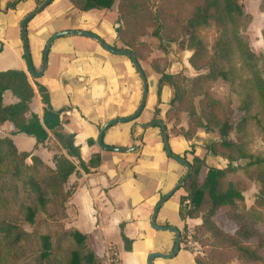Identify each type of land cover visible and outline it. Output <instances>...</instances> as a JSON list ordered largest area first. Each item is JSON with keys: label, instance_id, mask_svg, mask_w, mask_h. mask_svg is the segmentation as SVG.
Wrapping results in <instances>:
<instances>
[{"label": "trees", "instance_id": "1", "mask_svg": "<svg viewBox=\"0 0 264 264\" xmlns=\"http://www.w3.org/2000/svg\"><path fill=\"white\" fill-rule=\"evenodd\" d=\"M22 1L15 0L9 8H15ZM68 1L75 10L85 13L92 10L111 11L116 7L117 42L123 47L115 46L113 49L132 52L140 64L151 54L148 44L141 40L149 29L164 51L165 44L186 40L193 52L189 60L191 67L205 73L185 86L179 74H168L157 68V74L161 76L157 91L159 104L163 88L170 87L173 98L165 118L168 123H175L178 135L192 141L202 130L206 135L213 134L221 140L210 143L206 139L204 148L207 154L203 159L195 155V147L192 148V173L183 185L185 195L180 198L179 215L182 221L201 217L202 222L196 230L197 239L203 247L219 246L226 250L210 249L205 257H195V263L230 264L232 257L248 264H264V241H260L256 248L248 244L256 236L264 238L251 219L248 218L235 234L225 232L215 222L220 210L239 208V204L250 217L240 184L228 180L229 174L238 171V167L233 166L235 163L240 164L248 179L260 185L256 205L264 209V157L253 155L248 149L251 122H256L264 135V56L254 53L248 41L240 35L252 21L241 0H187L185 12L179 9L176 0L158 3L154 0ZM35 2L39 6L45 0ZM211 28L215 29L217 38L213 47L209 48L200 33ZM158 63L155 61L154 67H158ZM219 80L230 84L240 98L236 124L229 103L217 99L211 91ZM35 86L44 105L42 119L36 114L27 118L35 89L26 73L18 70L0 72V125L11 122L19 133L33 137L37 146L45 144L49 139L48 131H51L67 156L56 155L55 169H52L33 154L19 152L11 140L0 139V264L22 263L26 246L33 242V235L22 225L34 227L39 217H50L54 221L67 219L66 204L73 194V189H66L68 179L77 173L78 167L89 172L80 148L76 146L75 136L64 132L61 113L53 108L50 92L37 81ZM5 92H11L18 102L5 106ZM197 98L198 103L195 102ZM158 113L160 110L157 107ZM183 115L188 117L186 129L181 125ZM153 126L162 129L157 122ZM233 131L237 134L236 140L230 137ZM208 155L222 158L229 164L226 168L208 166ZM181 158L187 160L186 155ZM71 159L76 160L78 165ZM204 168H207L205 176ZM186 201L190 202L189 205H185ZM55 217H58L57 220ZM123 228L121 226L125 250L131 252L133 241L126 237ZM208 234L210 237L206 238ZM55 236L58 237L56 234L42 236L36 264H98L94 250L87 249L89 238L86 235L74 228H63L57 241H54ZM68 241H71L72 247Z\"/></svg>", "mask_w": 264, "mask_h": 264}, {"label": "crops", "instance_id": "2", "mask_svg": "<svg viewBox=\"0 0 264 264\" xmlns=\"http://www.w3.org/2000/svg\"><path fill=\"white\" fill-rule=\"evenodd\" d=\"M14 1L0 0V72L18 70L26 73L35 89L28 119L32 114L42 119L44 114L35 81L47 88L53 108L61 113L64 132L75 136L76 146L89 170L85 172L78 167L77 173L71 175L66 184L67 190L73 189L66 204L67 226L89 238L101 262L110 246L117 250L121 264H148L152 253H173L175 235L153 229L151 217L162 197L184 177L186 168L167 154L162 129L154 124L146 130L137 126L164 121L173 156L186 155L193 159L194 154L190 152L195 147V139L187 141L183 136L173 134L171 123L162 116L156 118V108L162 110L170 103L173 90L168 86L163 88V104L160 105L157 91L161 76L157 75L154 92H151L149 82V95L141 117L133 122L116 124L106 131L103 140L106 147L131 149L137 146L136 151L122 154L101 149L97 145L101 129L114 119L133 116L140 107L143 83L134 65L128 57L110 53L91 38L62 37L51 47L43 77H33L25 59L20 25L38 5L35 0H23L15 8H9ZM116 15V7L111 11L85 13L75 10L68 0H55L27 26L28 45L36 72L40 73L44 68L47 42L60 32H91L112 48H121L122 43L117 42ZM17 102L11 92L3 95L5 106ZM166 112L162 110L161 114ZM186 119L187 123L182 125L185 129L188 126ZM186 119L183 117V122ZM48 133L45 144L37 146L33 137L19 133L11 122L0 125V139L11 140L19 152L31 153L55 169L54 157L67 156V152L53 132ZM71 160L78 165L76 160ZM208 160L219 167L221 163L225 164L212 155H208ZM187 161L191 163L192 160ZM183 195L185 192L181 189L162 206L156 222L159 227L181 229L192 220L180 219ZM170 217L179 219L174 221ZM121 226H124L126 237L133 241L131 252L125 250ZM186 258L189 259L187 263L183 261ZM153 264H196L195 253L182 243L177 257L157 258Z\"/></svg>", "mask_w": 264, "mask_h": 264}, {"label": "rangeland", "instance_id": "3", "mask_svg": "<svg viewBox=\"0 0 264 264\" xmlns=\"http://www.w3.org/2000/svg\"><path fill=\"white\" fill-rule=\"evenodd\" d=\"M156 3L163 2V0H154ZM187 0H176V4H178L179 9H182V12H185V8L187 7L186 4ZM184 2V3H183ZM183 3V5H182ZM241 4L246 13L252 16L251 23L241 31V36L244 37L251 48V50L256 53L257 55L264 56V0H241ZM182 5V6H181ZM117 20H118V13H117ZM116 20V23H117ZM115 23V24H116ZM118 25V24H117ZM201 37L206 41L209 48H212L215 40L217 38V33L214 28L207 29L201 31ZM143 42L147 43L151 49V54L143 61H141V65L143 69L149 77L151 92H154L156 88V80L155 78L160 76L157 74V68L161 69L162 71H166L168 74H179L181 78L184 79L183 84L185 86H189L190 81H192L195 77L205 72H197L195 71L190 63L189 60L193 54V52L188 48V44L185 39H181L180 41L172 44H165V51L160 49V41L156 39L153 34L152 30L149 29L146 33V36L141 39ZM123 47V46H122ZM124 57V56H123ZM155 61H158V67L155 66ZM238 63V61H236ZM262 66V64H260ZM159 69V71H161ZM243 72H241L242 74ZM246 77V74H244ZM264 78V75H263ZM169 89H171L169 87ZM172 91V90H171ZM212 93L216 96L217 99L222 101H227L232 109L233 113V121L234 124L238 122V115H239V105H240V98L239 96L232 91L230 84L225 83L221 80L217 81L213 88ZM173 92V91H172ZM199 99L195 101L198 103ZM169 102V101H168ZM161 104H163L161 102ZM160 104V105H161ZM165 104V103H164ZM166 107H163L162 110H168L170 103L166 104ZM160 113L156 114V118H165V114L162 115ZM162 116V117H161ZM183 117L186 119L187 116H182V124L184 125L187 123V119L183 122ZM168 123V122H167ZM188 125V124H187ZM264 125V120H263ZM188 128V126H187ZM171 130L173 134H178L179 130L175 127V123L171 122ZM208 138V135L205 134L202 130L199 131L198 136L195 138V155L199 156L200 158H205L207 151L203 145H206V139L202 140L199 136ZM231 139L236 140L237 134L235 131L231 134ZM248 137H249V152L255 156H262L264 157V135L261 132V129L257 126L256 122H251L249 129H248ZM216 138H218L216 136ZM204 139V138H203ZM217 142H220V138ZM202 142V143H201ZM194 147V146H193ZM198 150V151H197ZM199 152V155L197 154ZM191 154V153H190ZM187 160H192L190 157L186 156ZM225 162V164H220L219 168H226L228 166V162L222 158H219ZM207 165L212 166L213 164L208 158ZM29 163V160H28ZM239 163L233 164L234 168L238 167V171L236 173L229 174L228 180L233 181L235 183H239V189L242 191L244 198H245V206L247 211H249L250 217L246 216V211L243 208L242 204H239V208H224L220 210V212L215 217V222L222 230L227 233L235 234L240 226L246 221L251 219L255 223V227L258 232L264 237V209L258 207L256 205V200L260 196V185L256 183L254 180L248 179V177L244 174L243 169L239 166ZM217 166V165H215ZM203 176L207 173V168L203 170ZM262 214V216H260ZM175 216V214H174ZM58 217H55L57 220ZM50 217H39L37 224L32 227L28 225H22V228L31 233L33 235V242L26 246L25 255L22 257V263L26 264H36L38 262V253L41 247V238L43 235H52L56 234L58 237L61 234V230L64 228L65 230L70 229L67 224L66 220L61 221H54L50 220ZM171 220H177L179 217H170ZM202 220L201 217L197 219H192L188 223L184 224L181 229H179L184 237V244L185 246L192 250L195 253V257H205L206 251H210V249H216L218 251L224 252L221 247H203L201 242L197 239L199 236L197 234V227L201 224ZM173 227V226H172ZM58 237H54V241H57ZM210 235L208 234L206 238H209ZM264 241V238H258L257 236L248 243L252 248H256L260 241ZM68 244L72 247L71 241H68ZM66 243V247H69ZM87 249H93L90 242L86 243ZM106 254V252H105ZM105 254L102 261H105ZM97 256V255H96ZM177 257V256H176ZM98 264H104L98 258ZM184 262H189V259L186 258L183 260ZM230 264H248L238 258L230 259Z\"/></svg>", "mask_w": 264, "mask_h": 264}, {"label": "water", "instance_id": "4", "mask_svg": "<svg viewBox=\"0 0 264 264\" xmlns=\"http://www.w3.org/2000/svg\"><path fill=\"white\" fill-rule=\"evenodd\" d=\"M55 0H45V2L41 5H39L37 7V9L32 12L31 14H29L22 22H21V38L23 41V45H24V50H25V55H26V59H27V63H28V67H29V71L31 73V75L35 78H41L43 77V75L45 74L46 68H47V59H48V55L49 52L51 50V47L53 45V43L62 37H74V36H81V37H88L91 38L95 41H97L104 49H106L107 51H109L110 53H113L115 55H121V56H126L128 57L132 64L134 65L136 71L138 72L142 83H143V97H142V101L140 104L139 109L136 111V113L129 117V118H125V119H114L110 122H108L100 131L98 140H97V145L104 150L107 151H114L117 153H122V154H127V153H132L134 151L137 150V146H134L131 149H120V148H108L104 145L103 140H104V136L106 131L108 130V128H110L111 126H114L116 124L119 123H128V122H133L135 120H138L143 111L145 110L146 107V103H147V98L149 95V81L148 78L141 66V64L139 63L137 57L129 51H120V50H115L113 49L111 46H109L101 37H99L98 35L91 33V32H86V31H64V32H60L55 34L53 37H51V39L47 42L46 48H45V52H44V68L42 70V72L37 73L34 65H33V61H32V57H31V53L29 50V45H28V41H27V26L28 24L35 18L37 17L39 14H41L47 7H49ZM158 124L161 125L162 128V135H163V140H164V145H165V149L167 151V154L172 157L173 159H175L179 164H181L182 166H184L186 168V174L184 175V177L178 182V184L176 185V187L170 191L168 194H166L161 200L160 202L157 204V206L155 207L152 217H151V226L153 227V229H156L157 231H165V232H170L172 234L175 235V246H174V250L173 253L169 254V255H165V254H161V253H152L149 255L148 257V264H153L154 260L157 258H163V259H173L175 258L181 249V244H182V233L179 229L172 227V226H167V227H159L157 225V217L159 214L160 209L162 208V206L167 203L178 191H180L181 189H183V185L186 182V180L189 178V176L192 173V166L191 164L181 158V157H177V156H173L172 151L170 149V145H169V136H168V132H167V127L165 125V122L162 120H158L157 121ZM155 123H149L146 125H137L139 126L141 129L146 130L148 129L151 125H153ZM136 130V126L133 132H135ZM208 140L210 143H214L217 142L219 139L216 138L215 135L213 134H209L208 135Z\"/></svg>", "mask_w": 264, "mask_h": 264}, {"label": "built area", "instance_id": "5", "mask_svg": "<svg viewBox=\"0 0 264 264\" xmlns=\"http://www.w3.org/2000/svg\"><path fill=\"white\" fill-rule=\"evenodd\" d=\"M189 203V201H186L185 205H189ZM104 262L105 264H121L117 250L113 246H110L106 249Z\"/></svg>", "mask_w": 264, "mask_h": 264}]
</instances>
